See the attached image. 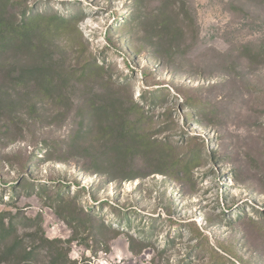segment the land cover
I'll return each instance as SVG.
<instances>
[{
	"label": "rangeland",
	"instance_id": "rangeland-1",
	"mask_svg": "<svg viewBox=\"0 0 264 264\" xmlns=\"http://www.w3.org/2000/svg\"><path fill=\"white\" fill-rule=\"evenodd\" d=\"M7 1L17 16L84 14L80 49L54 40L77 80L69 99L29 88L0 100V212L19 235L40 228L75 264H264V0H181L192 20L175 44L158 36L159 0ZM93 60L103 74L81 76ZM108 98L137 103L135 127L174 151L117 161L89 111Z\"/></svg>",
	"mask_w": 264,
	"mask_h": 264
},
{
	"label": "trees",
	"instance_id": "trees-1",
	"mask_svg": "<svg viewBox=\"0 0 264 264\" xmlns=\"http://www.w3.org/2000/svg\"><path fill=\"white\" fill-rule=\"evenodd\" d=\"M1 8L5 12L0 13V69L8 68L9 65L10 68L6 70L5 75L3 74L0 100L5 101L10 97L18 98L20 96L18 91L29 88L37 95L42 93L49 97L56 96L59 100H68L67 85L75 84L77 80L73 81L71 78L69 81L66 73L68 69L64 68L66 59L58 57L54 50V40L69 39L78 45L76 50L80 49L82 35L77 24L84 18L83 10L72 5L66 14L58 15L45 7L42 12L24 9L17 16L10 11L13 5H10L7 0H0ZM188 13L181 0H159L155 20L161 42L165 40V37L168 38L169 43L173 44L182 39L183 29L191 27L192 19H189ZM139 25H141V19L130 15L124 19L121 27L131 30ZM50 42L53 43L50 44ZM103 71L102 64H97L93 60L81 66L80 73L81 76H92L103 74ZM160 93L162 91L158 90L147 97L143 94V97L145 101L154 105L163 99ZM184 101L190 102L188 99ZM136 107L138 104L130 99L120 102L108 98L99 104L92 103L89 111L90 116L97 117L92 122V127L97 132L96 136L108 138L107 149L114 152L117 161H126L136 154L159 155L160 158L165 159L167 151L173 152L174 147L169 143L151 139L152 137L142 134V130L135 127V118L132 120L131 117ZM79 133L81 135L82 131ZM80 135L75 142L80 141L82 137ZM191 154L192 157L184 163V168L197 160L199 152L192 149ZM28 188L35 187L30 184ZM57 197L61 199L60 192ZM151 226L153 227V224ZM25 240L31 241L32 244L25 246ZM60 243L59 240L44 238L40 228L35 232L19 235L13 220L7 214L0 212V263L12 259L18 264H30L40 249H46L51 253L50 264H75L68 259V253L60 248ZM32 245L38 247L35 248Z\"/></svg>",
	"mask_w": 264,
	"mask_h": 264
},
{
	"label": "built area",
	"instance_id": "built-area-1",
	"mask_svg": "<svg viewBox=\"0 0 264 264\" xmlns=\"http://www.w3.org/2000/svg\"><path fill=\"white\" fill-rule=\"evenodd\" d=\"M104 262L105 264H107L108 263V261H107V258H106V254H101L99 257H98V264H102L101 262ZM87 264H93V262L91 263V261H88L87 260Z\"/></svg>",
	"mask_w": 264,
	"mask_h": 264
}]
</instances>
